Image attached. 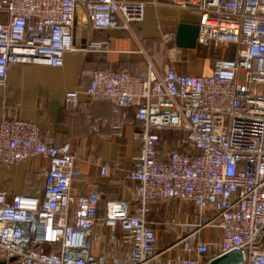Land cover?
I'll return each instance as SVG.
<instances>
[{
  "label": "built area",
  "instance_id": "built-area-1",
  "mask_svg": "<svg viewBox=\"0 0 264 264\" xmlns=\"http://www.w3.org/2000/svg\"><path fill=\"white\" fill-rule=\"evenodd\" d=\"M199 14L196 46H233V57H218L209 75L159 74L150 63L144 77L126 71L94 70L84 94L117 109L135 110L141 129L140 152L128 173L136 183L135 212L128 201L105 205L102 222L119 227L133 242L126 264H210L240 250L239 264H264V0H150ZM80 6L95 29L131 32L144 18L147 3L128 0H0V85L10 64L61 67L67 52L106 51L107 42L76 47L72 30ZM168 57L175 48L163 36ZM79 91L65 102L76 109ZM105 120L89 118L96 134ZM179 135L170 150L163 132ZM119 136V135H118ZM168 146V145H167ZM48 162L40 172L41 198L0 190V264H109L89 253V236L98 220L101 193L72 197L81 176L69 144L40 139L32 122L0 121V166L29 157ZM107 167L99 166L105 176ZM167 201L193 208L194 230L162 249L147 217ZM167 225H171L168 223ZM213 230L215 238L204 239ZM48 247V248H46Z\"/></svg>",
  "mask_w": 264,
  "mask_h": 264
},
{
  "label": "crops",
  "instance_id": "crops-1",
  "mask_svg": "<svg viewBox=\"0 0 264 264\" xmlns=\"http://www.w3.org/2000/svg\"><path fill=\"white\" fill-rule=\"evenodd\" d=\"M128 1L147 3L143 20L133 23L131 32L118 28H92L83 9L80 6L76 9L72 30L74 46L92 47L96 42L106 41V51L67 52L62 66L57 68L10 64L5 82L0 85V121L7 117L32 122L42 141L55 146L69 144L77 152L75 167L81 176L72 182L70 195L78 197L89 191L101 193L99 221L90 232L89 253L99 263L109 264H126L132 257L133 242L129 235L119 227L105 226L102 219L105 205L111 201H128L132 212L138 208L132 190L136 183L128 178V173L140 152L135 135L141 126L133 108L117 109L108 101H91L84 94L91 72L126 71L144 77L150 63L159 74L170 67L177 73L191 75H209L212 71L209 59L206 64H198L194 59L195 51L177 48L175 44L181 24H198L197 12L164 4L151 5L150 0ZM165 35L174 41L171 58L167 56L163 41ZM75 90L80 92L79 105L72 109L65 102V93ZM89 118L105 120L98 133L89 130ZM100 165L107 167L105 176L99 173ZM47 166L48 162L39 156L29 157L12 167L0 166V190L5 193V198H41L45 181L40 172ZM147 219L156 233L160 249L194 230L193 208L188 203L167 201L160 206L159 214H151ZM204 239L210 240L205 235Z\"/></svg>",
  "mask_w": 264,
  "mask_h": 264
},
{
  "label": "water",
  "instance_id": "water-1",
  "mask_svg": "<svg viewBox=\"0 0 264 264\" xmlns=\"http://www.w3.org/2000/svg\"><path fill=\"white\" fill-rule=\"evenodd\" d=\"M198 36V25H184L178 27L175 37L177 48L194 49L196 47V39ZM242 261V253L240 250H233L219 258L213 260L210 264H239Z\"/></svg>",
  "mask_w": 264,
  "mask_h": 264
},
{
  "label": "rangeland",
  "instance_id": "rangeland-1",
  "mask_svg": "<svg viewBox=\"0 0 264 264\" xmlns=\"http://www.w3.org/2000/svg\"><path fill=\"white\" fill-rule=\"evenodd\" d=\"M191 51H195L196 57L194 58L196 62L199 64L200 62H203V64H206V60L209 59L210 62H213L216 58L218 57H229L232 58L234 53H233V46H217L214 49L210 50H204V49H199L198 46H196L194 49H189ZM164 138L167 139V145L162 146V151L164 150H170L173 148L174 144L171 143V139L179 138V135L177 136L176 134L172 132H167V134H164ZM173 144V146H172ZM215 232L213 230H206L204 232V235L207 239L210 238H215Z\"/></svg>",
  "mask_w": 264,
  "mask_h": 264
}]
</instances>
